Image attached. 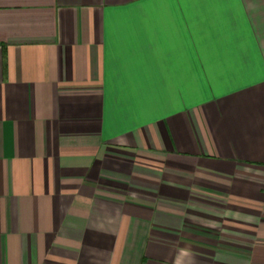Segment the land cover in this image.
<instances>
[{"label": "crops", "instance_id": "1", "mask_svg": "<svg viewBox=\"0 0 264 264\" xmlns=\"http://www.w3.org/2000/svg\"><path fill=\"white\" fill-rule=\"evenodd\" d=\"M0 264H264V0H0Z\"/></svg>", "mask_w": 264, "mask_h": 264}]
</instances>
